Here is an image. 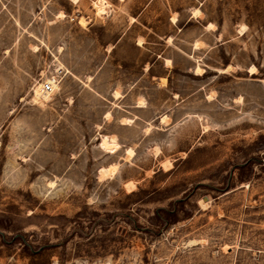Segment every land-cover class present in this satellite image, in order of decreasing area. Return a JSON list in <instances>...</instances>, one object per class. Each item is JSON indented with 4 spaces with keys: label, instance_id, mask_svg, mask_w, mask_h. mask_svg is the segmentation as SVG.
<instances>
[{
    "label": "rangeland",
    "instance_id": "1",
    "mask_svg": "<svg viewBox=\"0 0 264 264\" xmlns=\"http://www.w3.org/2000/svg\"><path fill=\"white\" fill-rule=\"evenodd\" d=\"M0 264H264V0H0Z\"/></svg>",
    "mask_w": 264,
    "mask_h": 264
},
{
    "label": "bare ground",
    "instance_id": "2",
    "mask_svg": "<svg viewBox=\"0 0 264 264\" xmlns=\"http://www.w3.org/2000/svg\"><path fill=\"white\" fill-rule=\"evenodd\" d=\"M100 2V1H99ZM96 6H97V10H98V13L99 14H101V13H104V3H100V4H98V3H96ZM61 16H63V14L61 15ZM87 22H86V20L84 19V18H81L80 19V24L81 25H85ZM198 45V44H197ZM226 69L227 68H225V71H226ZM198 71H201V68H198ZM257 73V68H256V66H252L251 67V69L249 70V74H251V75H253V74H256ZM47 82H49V83H52V90L50 91V92H48V93H44L43 91H42V88H43V86H44V83H42V84H40L37 88H36V95H35V100L37 101V102H39V104L41 103V104H43L44 102H46L47 101V98L49 99L51 96H52V94H53V92L57 89V85L55 84V82L54 81H52V79H49ZM167 82V80H166V78H162V83L163 84H165ZM116 95L118 96V97H120V94H119V92H116ZM116 96V97H117ZM111 116H112V114L109 112V113H107V117H108V119H110L111 118ZM123 121L125 122V123H130V119H127V118H125V119H123ZM162 121L163 122H166L167 121V117L165 116V117H163V119H162ZM111 140H109V138H107V137H103V144L105 145V146H107V147H114V145L110 142ZM127 154H128V156L129 157H131L132 155H134V150L132 149V148H128L127 149V152H126ZM117 170H118V165L117 164H112V165H110V166H107V167H103V168H101L100 169V175L102 176V177H110V176H112V175H114V174H116L117 173Z\"/></svg>",
    "mask_w": 264,
    "mask_h": 264
},
{
    "label": "built area",
    "instance_id": "3",
    "mask_svg": "<svg viewBox=\"0 0 264 264\" xmlns=\"http://www.w3.org/2000/svg\"><path fill=\"white\" fill-rule=\"evenodd\" d=\"M54 82H55V80H54ZM51 90H52V83H49V82L44 83V86H43V88H42V91H43L44 93H48V92H50Z\"/></svg>",
    "mask_w": 264,
    "mask_h": 264
},
{
    "label": "crops",
    "instance_id": "4",
    "mask_svg": "<svg viewBox=\"0 0 264 264\" xmlns=\"http://www.w3.org/2000/svg\"><path fill=\"white\" fill-rule=\"evenodd\" d=\"M128 119V118H127ZM126 124H128V123H126Z\"/></svg>",
    "mask_w": 264,
    "mask_h": 264
}]
</instances>
